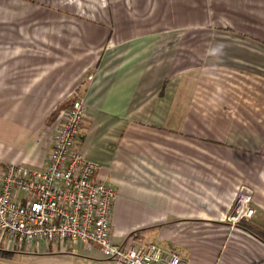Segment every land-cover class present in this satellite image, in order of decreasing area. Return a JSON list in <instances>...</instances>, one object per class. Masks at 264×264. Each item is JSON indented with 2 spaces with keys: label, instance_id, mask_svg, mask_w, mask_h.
Listing matches in <instances>:
<instances>
[{
  "label": "crops",
  "instance_id": "1",
  "mask_svg": "<svg viewBox=\"0 0 264 264\" xmlns=\"http://www.w3.org/2000/svg\"><path fill=\"white\" fill-rule=\"evenodd\" d=\"M75 98L115 243L264 264V0H0V172L43 167ZM247 190L253 215L228 221Z\"/></svg>",
  "mask_w": 264,
  "mask_h": 264
},
{
  "label": "built area",
  "instance_id": "2",
  "mask_svg": "<svg viewBox=\"0 0 264 264\" xmlns=\"http://www.w3.org/2000/svg\"><path fill=\"white\" fill-rule=\"evenodd\" d=\"M86 105L75 98L61 113L41 168L6 164L0 172V249L23 251L34 243L46 251L49 241L94 246L120 264H180L175 253L147 244L121 245L110 235L116 191L109 182L91 180L97 165L79 146ZM251 192L240 191L227 220L249 219Z\"/></svg>",
  "mask_w": 264,
  "mask_h": 264
},
{
  "label": "rangeland",
  "instance_id": "3",
  "mask_svg": "<svg viewBox=\"0 0 264 264\" xmlns=\"http://www.w3.org/2000/svg\"><path fill=\"white\" fill-rule=\"evenodd\" d=\"M63 244V245H62ZM58 245V241H54L51 245V251H48V255L36 256L29 254H20L15 252L14 257L10 260L12 264H42L43 262H51L49 264H113L103 258L90 257L88 253L82 250V247L78 243L71 244L66 241ZM69 248L70 250L74 249L73 252L60 251L62 248ZM72 248V249H71ZM23 249L26 251L27 247L23 246ZM37 250L36 244L30 246V250ZM40 253H43V246H38ZM59 249V251H58ZM28 251V250H27Z\"/></svg>",
  "mask_w": 264,
  "mask_h": 264
},
{
  "label": "trees",
  "instance_id": "4",
  "mask_svg": "<svg viewBox=\"0 0 264 264\" xmlns=\"http://www.w3.org/2000/svg\"><path fill=\"white\" fill-rule=\"evenodd\" d=\"M252 231V233L257 236L259 238V240L261 239L262 241H264V232L261 230H257V229H250ZM15 252L12 250H3L0 249V264H12L10 263V260L14 257Z\"/></svg>",
  "mask_w": 264,
  "mask_h": 264
}]
</instances>
